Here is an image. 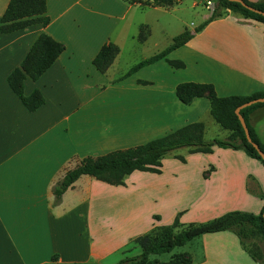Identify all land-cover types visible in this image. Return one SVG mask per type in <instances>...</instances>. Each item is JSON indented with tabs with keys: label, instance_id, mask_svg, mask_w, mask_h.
<instances>
[{
	"label": "crops",
	"instance_id": "1",
	"mask_svg": "<svg viewBox=\"0 0 264 264\" xmlns=\"http://www.w3.org/2000/svg\"><path fill=\"white\" fill-rule=\"evenodd\" d=\"M180 1L160 5L45 0L46 24L0 31V264H114L119 259L112 256L114 252L153 224L175 216L179 222H196L229 209L260 210L264 164L242 148L218 145L210 151L174 148L160 157L158 171L133 170L120 184L80 174L58 203L51 202V184L83 155L141 143L191 121L202 122L203 139L226 137L229 129L211 116L207 96L184 103L174 93L177 82H210L216 95L264 88V23L229 9L166 53L167 58L181 60L182 67H173L161 57L145 64L150 76L140 73L142 66L99 87L100 81L117 74L112 70L122 40L135 37L145 42L153 26L164 27L163 14ZM6 3L0 0V14ZM196 3L192 0L189 5ZM206 13L201 8L196 24ZM196 24L170 32L168 41ZM141 26L142 40L138 38ZM40 31L60 41L63 49L36 78H23V93L37 88L43 96L38 107L28 110L9 87L6 75ZM105 41L117 45L118 51L101 72L91 59ZM103 97L108 101L100 102ZM247 116L264 141V104ZM136 181H141V201H130ZM195 237L205 264L209 254L218 264H258L229 229ZM188 253L189 264H202L193 262Z\"/></svg>",
	"mask_w": 264,
	"mask_h": 264
},
{
	"label": "trees",
	"instance_id": "2",
	"mask_svg": "<svg viewBox=\"0 0 264 264\" xmlns=\"http://www.w3.org/2000/svg\"><path fill=\"white\" fill-rule=\"evenodd\" d=\"M143 4L168 5L172 0H131ZM246 4L264 11V0H243ZM213 2V9L210 15L203 18L193 27V31L199 30L207 21L223 15L229 9L237 12L243 17L252 18L264 23V16L249 9L238 1L233 0H210ZM49 17L46 13L45 0H7V3L0 14V31L7 32L24 27L34 22L46 24ZM144 26L138 32V38L145 36ZM188 29H183L171 37V41L160 50L140 58L130 65L120 77L126 76L137 68L151 63L163 57L173 67H182L183 62L179 59L167 58L166 53L174 47L183 44L191 37ZM264 44V34H263ZM63 49V44L51 37L44 31H40L30 43L28 49L20 59L17 66L13 67L6 75V81L11 90L17 95L21 103L28 110H34L43 102V96L37 88L29 93H23V78L27 75L36 78ZM117 45L111 41H105L93 55L91 61L99 71L103 72L116 52ZM140 82H147L140 80ZM174 93L177 98L189 103L196 96L205 95L209 102V113L220 126L229 129L226 137L202 138L203 124L201 121L185 123L160 136L150 138L144 142L133 145L115 148L97 155H83L78 162L66 169L63 174L50 186L52 203H58L62 192L80 174H89L95 179L110 183H123V177L133 170L158 171L160 157L166 152L181 146H186L190 151H210L212 145L222 147L242 148L249 156L255 157L264 164L256 149L246 140L243 128L238 120L234 108L239 103L257 96H264V88L253 91L249 94H228L216 95L213 85L210 82L180 81L174 86ZM264 104V101H256L239 109L248 129L251 141L257 143L264 153V141H261L248 122V112L254 107ZM260 210L256 213L241 210L229 209L204 221H190L184 226L175 216L172 224L176 229L166 232L159 238L153 237L145 232L136 237L139 241L140 251L138 253L121 257L114 264H189L191 259L189 253L180 251L171 253L168 259L162 260L156 255L170 251L174 246L182 245L191 238L204 233L224 229L231 230L237 237L240 245L258 263L264 264V256L258 258L245 246L251 235L258 233L264 241V219ZM168 227L161 229L166 231ZM55 259V254L51 255ZM70 264V263H66Z\"/></svg>",
	"mask_w": 264,
	"mask_h": 264
},
{
	"label": "rangeland",
	"instance_id": "3",
	"mask_svg": "<svg viewBox=\"0 0 264 264\" xmlns=\"http://www.w3.org/2000/svg\"><path fill=\"white\" fill-rule=\"evenodd\" d=\"M191 1L192 0H181L177 5H174L173 9L170 10V13H164L163 14L164 27L157 26L154 28V26H153L152 30H151V34L145 42H139L135 37L132 39L129 37H126L125 39H123L119 45L120 49H119L118 56L116 58V62H115V66H114L115 68L113 67V70H112V71H115V74L116 73L117 74L112 79H104V80L100 81V83L98 84L99 87L102 89L106 85H108L109 83H114L115 81H118L124 77H127L129 74L126 76H123V77H120V75L130 65L135 63L140 58L151 54L157 48H162L163 46H165L169 42L168 41L169 37H167V35L170 32H176L175 30L180 28V26L181 27L184 26V24H186L187 26H192V24L193 25L196 24L200 20L199 12H200L201 8H203L205 12L208 11V7H207L208 3H207V0H202V4H203V7H202V6H200V5H202L200 3V1L196 0L197 1L196 5L190 6L189 4L191 3ZM138 14H140V13H137V15ZM134 27H135V25H134ZM141 67H139V68H141ZM141 69L142 70L140 73H142L144 75L150 76V74H152L150 71V67H145V65H143V67ZM160 72L163 73L164 71L162 69H160ZM109 98H108V100L110 102H112V99H111L112 96H110ZM108 100L106 97H103L100 102H102V101L106 102ZM115 100H117V97H115ZM133 105L134 104H131V106H133ZM205 136L208 137L209 132H207ZM219 136H221V134H219ZM130 145H133V144H130ZM127 146H129V145H127ZM115 148H121V147H113V148H110L108 150L115 149ZM108 150H106V151H108ZM106 151L96 153V154H89V155H97V154L104 153ZM140 182L141 181H136L133 183V185L137 189L133 190L130 193V196H128L130 201L134 200V199L137 201L140 200V187H139ZM153 216L155 218L158 217L157 214H153ZM188 222H189L188 220L182 221L181 225L184 226ZM176 224H172V220H170L169 222L153 224L146 231L140 232L138 234H135V235H132L131 237H129V239L126 241V243L124 245H122L120 248H118L112 256L115 257V260H116V259L121 258V257H125V256H129V255L138 253L140 251L139 241L136 240V237L138 235H141L145 232H149L151 235H153V237L159 238L160 236H163L166 232H169L171 230L176 229V226H175ZM164 227H168L166 231L161 230V229H164ZM116 236H119L118 231L116 232ZM245 246L251 253H253L259 259L264 256V241L260 238L258 233H254L253 235H251L250 239H248L246 241ZM180 251H186V252L190 251L191 252V258H193V262L195 261L198 263L205 264V261L201 260L202 251H201L200 245L198 243L197 237L186 241L182 245L174 246L170 251L162 252L160 254H157L156 256L162 260H166V259H168V257L170 256L171 253L180 252ZM211 253H214V252H211ZM209 256H210V254H209ZM209 256H207L208 257V264H218L219 260H216L213 255H212V257H209ZM90 264H92V263H90Z\"/></svg>",
	"mask_w": 264,
	"mask_h": 264
},
{
	"label": "water",
	"instance_id": "4",
	"mask_svg": "<svg viewBox=\"0 0 264 264\" xmlns=\"http://www.w3.org/2000/svg\"><path fill=\"white\" fill-rule=\"evenodd\" d=\"M233 1H238L239 3H241L242 5L248 7L249 9L253 10V11H256V12H259L261 13L263 16H264V11L263 10H260L258 8H255L253 6H250L248 4H246L243 0H233ZM208 11L207 13L205 14V17H207L208 15L211 14L212 12V9H213V2H210L208 5ZM193 30H190V33H192ZM256 101H264V96H257V97H253V98H250V99H247L241 103H239L238 105L235 106L234 108V112L236 113L237 117H238V120L243 128V131H244V135H245V138L247 141H249L251 143V145L256 149L257 153L260 155V157L262 159H264V153L261 151V149L258 147L257 143L251 141L250 137H249V133H248V129H247V126L245 124V121L242 117V115L240 114L239 112V109L245 105H248L250 103H253V102H256ZM261 215L264 219V208L262 209L261 211Z\"/></svg>",
	"mask_w": 264,
	"mask_h": 264
},
{
	"label": "built area",
	"instance_id": "5",
	"mask_svg": "<svg viewBox=\"0 0 264 264\" xmlns=\"http://www.w3.org/2000/svg\"><path fill=\"white\" fill-rule=\"evenodd\" d=\"M207 3L209 4V0H207ZM208 4H207V5H208Z\"/></svg>",
	"mask_w": 264,
	"mask_h": 264
}]
</instances>
